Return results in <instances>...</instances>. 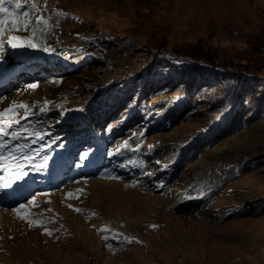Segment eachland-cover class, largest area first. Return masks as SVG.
Returning <instances> with one entry per match:
<instances>
[{"label":"rangeland","instance_id":"rangeland-1","mask_svg":"<svg viewBox=\"0 0 264 264\" xmlns=\"http://www.w3.org/2000/svg\"><path fill=\"white\" fill-rule=\"evenodd\" d=\"M21 3L3 5L0 62L64 68L0 94V112L12 109L0 118V176L12 185L0 187V264H264V0ZM13 35L36 46L13 49ZM133 78L142 93L161 86L159 111L176 121L122 130L108 150L93 110L128 98ZM64 116L98 140L92 151L79 154L78 130L52 140ZM95 149L134 170L119 175ZM67 165L72 180L10 204Z\"/></svg>","mask_w":264,"mask_h":264},{"label":"snow or ice","instance_id":"snow-or-ice-1","mask_svg":"<svg viewBox=\"0 0 264 264\" xmlns=\"http://www.w3.org/2000/svg\"><path fill=\"white\" fill-rule=\"evenodd\" d=\"M15 3V8L16 9H20L23 7V4L21 3V0H0V14H6L9 12L8 9L4 8L3 5L5 3ZM31 0H24V3H30ZM21 15L25 16V17H28V13L27 12H24V13H21ZM7 22H11L12 24L16 25V27H14L12 30L13 31H19V21L18 19L16 20H12V19H8ZM6 23V17L4 15H0V36H2L5 32V29L3 27V25ZM31 22L29 20H26L25 23H24V28L27 29V27L29 26ZM35 23L37 25L43 23L42 19H37L35 21ZM8 44L11 46V48L13 49H20V48H24V47H35L36 45L34 43H32V41H23L21 37L19 36H11L8 40ZM2 46V45H0ZM45 51H47L48 49L45 48L44 49ZM30 87L32 88H35L36 85L33 84L31 85ZM47 103V102H46ZM20 108H27L28 106L26 105H23V104H20L19 105ZM12 111V109H6L4 112H0V118H2L6 113ZM82 111V110H81ZM41 112H43V109H41ZM27 118V117H26ZM0 133H2V129H0ZM13 136H16V133H13L12 134ZM37 136H40L39 133L36 134ZM40 139H43L42 136H40ZM3 147H5V145L3 143H0V149H2ZM125 147H127V142H125ZM153 146H149L150 150ZM82 159H87L88 158V154L87 153H84L81 157ZM26 159H28V157H26ZM45 159H47V157H45ZM3 160H4V157L2 155H0V167H3ZM12 185L7 183L6 181H4V178L2 176H0V187H3V188H7V187H11ZM71 195V194H69ZM25 206L24 205H21L20 208H24ZM14 211L18 212L20 211V209H13ZM153 227H156V226H153ZM51 234V233H49ZM107 239V238H106Z\"/></svg>","mask_w":264,"mask_h":264},{"label":"trees","instance_id":"trees-1","mask_svg":"<svg viewBox=\"0 0 264 264\" xmlns=\"http://www.w3.org/2000/svg\"><path fill=\"white\" fill-rule=\"evenodd\" d=\"M144 80L142 79H139L137 81V78H133L129 81V87L127 90L131 93V94H136V95H140L142 96L144 99H148V100H151V101H154L156 99V96H162L163 94V88L161 86H158V85H153L150 87V90L152 93H146L145 95H142V88H140V86L142 85V82ZM148 90V89H147ZM153 90V91H152ZM158 102L155 100L152 104L154 105V109H157V107H160V105L157 104ZM148 111V109H146ZM153 113H155V111H153ZM155 117V120L157 118V115L154 116ZM159 121V120H157ZM176 121V118L173 120L172 124H174ZM163 126V125H162ZM160 128H161V125H160ZM163 130L166 131L168 129H170V127L168 128L167 126H163Z\"/></svg>","mask_w":264,"mask_h":264}]
</instances>
